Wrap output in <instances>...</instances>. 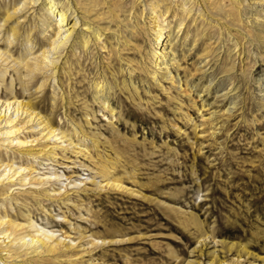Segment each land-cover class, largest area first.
I'll use <instances>...</instances> for the list:
<instances>
[{
    "label": "rangeland",
    "instance_id": "obj_1",
    "mask_svg": "<svg viewBox=\"0 0 264 264\" xmlns=\"http://www.w3.org/2000/svg\"><path fill=\"white\" fill-rule=\"evenodd\" d=\"M5 1L0 0V24L10 5ZM150 1L163 12L170 6L162 24L175 33L179 0H145L132 13L133 25L125 18L128 0L114 13L102 0L92 10L90 2L78 0L88 8L79 29L90 24L102 35L82 52L78 32L54 83L48 71L32 75L21 67L45 49L52 34L48 27L42 30L41 22L35 26L16 15L0 32V50L11 55L6 63L0 60V104L28 101L84 152L74 154L75 147L64 142L65 149L56 148L54 137L46 140L36 133L41 128L28 124L15 134L28 141L25 146L18 147L16 138L9 145L4 132L21 124L0 122V163L29 166L21 172L29 174L22 183L14 180L8 193H0V216L18 225L10 235L0 225V248L10 250L2 255H17L0 264H264V34L245 20L237 22L234 12L226 17V11L214 10L213 2L210 15L227 21L230 31L206 15L194 22L198 7L193 6L179 32L188 30L185 41L184 35L172 40V78L155 80L146 58L156 45ZM255 2L264 14V0ZM17 21L16 39L8 45L5 33ZM242 32L252 42L246 43ZM235 39L248 55H237ZM226 46L237 55L233 69L214 56ZM98 79L112 88L111 112L94 100ZM107 178L121 187L105 185ZM7 182L2 178L0 186ZM39 228L53 233L46 242L60 243L55 251L18 248L17 237Z\"/></svg>",
    "mask_w": 264,
    "mask_h": 264
},
{
    "label": "bare ground",
    "instance_id": "obj_2",
    "mask_svg": "<svg viewBox=\"0 0 264 264\" xmlns=\"http://www.w3.org/2000/svg\"><path fill=\"white\" fill-rule=\"evenodd\" d=\"M9 1L7 3H5V6H7V4L9 5V3H10V5H9V7H5L4 17L1 20V24H0V32H3V30L6 29V25L9 22V20L17 19L15 17L16 15L22 16V22H26V21L30 20L31 22H33V24H35V26L38 22H41L40 26L42 27V30H45L48 27V29L52 31V34L48 37L49 40H48L47 46L45 47V49L41 50L40 56L38 55V57L32 58L34 60L32 63H29L28 60L25 61L21 65V67L27 69L30 74H32V73L34 74L35 72H38V71L43 72V70H44V72L48 71L49 77H47V78H49L53 83L56 81L55 75L57 74V72L59 70L61 58H62V56H64L63 53L65 54L68 50L73 48L74 42H76V41H74L75 36H77L76 34H78V32L80 34V37H79L80 39H79V42H77V43H79V47L81 48L82 52H85L89 48L91 39H93V41H96V43H97V42H99L100 37L102 35L101 30H99V28L93 29L92 27H90V24L88 26H85V29L83 27V30L79 29L80 25H83V26L85 25V23L83 22V20H85L84 14L88 11V8L86 10H84V8H86V7L82 8V6H80L81 4L79 5L78 0H62L61 2H58L56 0H9ZM102 1H103V5L106 4V7H108V12L114 13L116 7H117V9L118 8L121 9L122 4L124 3L125 0H102ZM128 1L130 3V10L127 13V15L125 16V18H126L127 22L131 23V21L135 20V19L132 20V13L135 12L134 9L136 8L137 5H144L145 0H128ZM224 1L229 3L228 9H225L226 4H223ZM247 1L248 0H245V1L244 0H210V1L208 0V3H207V0H179L178 3L176 4L177 8L180 9V11L178 9L179 13H177V10L173 11L174 17H176L177 14H180L177 16L178 17L177 18L178 28H177L175 33L172 32L171 26H164L163 27V24H162V23H164L163 22L164 21V19H163L164 14L170 12V6L166 7L165 11L163 12L161 10L160 4L158 2L154 3V1H150V2L146 3L147 10L150 11V15H151L150 18H151L152 22L155 23V25H153L151 27V31H152V36L156 42L155 43L156 45H155V47L150 45V48L148 50L149 51L148 57H146L148 59V62L152 65L151 67H153V71L151 73L152 78L156 80L157 76H160V75L162 77L169 75V78H172L169 74V65L174 62V60H173L174 56H173V50H172V47L174 46V42L172 40H173V38L176 40L177 38L181 37V35H184L182 41L183 42L185 41L187 34H188V30L182 31L180 34H179V32H180V29L182 28V25L184 24V21L186 20V18L191 13L193 6L198 7L197 12L195 13L197 15L195 17H193V19H192L194 22H195L196 18H198V17L201 20H203V16L206 15V17L208 16V18H205L206 20L209 18L213 19V20H215L216 23L220 24L219 26H221V28L230 31L229 24H227V21H219V19L214 18L212 15H210V12L208 11L209 2H210V4L213 2V3H215V4H213L214 10H216L218 12L226 11L227 12V14L225 15L226 17L229 15V13L234 12L236 14L237 22H239L240 20L241 21L245 20V22L248 25H250L252 30H256L258 34H264V14L262 11V7L260 6L261 2L259 3V2H255V0H252V2L248 1L249 2L248 3ZM4 2H6V1L4 0ZM88 2H90V3H88ZM87 3L90 5L91 10L94 7H98L97 6L98 5L97 0H87ZM262 4H264V2H262ZM38 6L40 7V9H38V11H37ZM192 14H194V13L192 12ZM211 14H215V13H211ZM69 15H70V18H69ZM232 18H233V15H232ZM52 19H53V24L51 23L52 25H49V21ZM35 20H36V22H35ZM69 20H71V21H69ZM90 22H92V21H90ZM135 24H137V22ZM17 25H20L19 21H17L15 26L11 27L5 33L6 34L5 35V41L8 45H10L12 43V41H14L16 39ZM131 25H133V23H131ZM231 25H234V24H231ZM126 27H128V26H126ZM238 27H236L235 29L238 33H241V30ZM87 30L88 31L90 30V34H88V35H87V33H85V32H88ZM46 32H47V30H46ZM242 38H246V41H245L246 43L252 42L251 37L249 35H247L246 33L242 34ZM26 41L29 42L28 38ZM101 41H102V39H101ZM125 43H127L126 40H125ZM125 43H124V45H125ZM233 45H234V47H238L239 52L237 53V55L240 56L242 54V56H243V54H245V53H247V55L249 54V50H245V48L243 47V43H241V40L239 41L238 39H235ZM6 52H7L6 50L5 51L0 50V60L4 61L5 63H6V61H8L9 58H11V55L7 54ZM237 55H236V52L232 51V49L229 46H226V48L223 49L221 55L219 54V52H215V54H214L215 57L221 58L223 62L229 63L230 64L229 69H233V65L235 64V60H236ZM146 58H145V60H146ZM203 58H204V56H203ZM255 59H257L256 56H255L254 60ZM12 60H14V59L12 58L10 61H12ZM206 61L207 60H205L204 62L206 63ZM15 63H17V62H15ZM222 64H224V63H222ZM17 65H19V64L17 63ZM42 74H44V73H42ZM44 77H46V76H44ZM44 84H45L44 80H42L40 82V84L38 85L37 89L42 88L44 86ZM179 87H180V85H179ZM109 88H111V86L109 87V85L105 81V79H98L97 81H95L93 83V90H94V95H95L94 100L100 101V103L103 104L102 107L108 109V111L111 112L112 108L109 107L108 100H107ZM260 91L263 92V97H264V87H262L260 89ZM0 106H1V108H0V122H2L3 124L12 123V122H17V123L21 124L17 127H14L17 124H14V125L12 124V125H9V128L6 125V127L9 129V131L4 132V134H5L6 138L8 139L7 143L9 145L12 144V141L14 138L17 139L18 135H15V134L20 129V127L23 125L26 126V124H28V126H30L32 128L33 127L34 128H41L36 133H38L40 137H45L46 140H50L52 137H54L52 143L55 144L56 148L59 147L61 149H65L66 145H72L73 141L71 140V138L69 136H67V134L64 132V130L63 131L60 130L59 127H52L49 124V121L45 117L41 116L38 111L37 112L34 111L32 104L29 103L28 101L10 100L8 102H4L3 104L1 103ZM232 106H234V105H232ZM225 110L231 111L229 107L226 108ZM35 138H37V137H35ZM22 139L16 140L17 141L16 144L18 147L19 146L20 147L25 146L24 144H26V142H28V141H25ZM57 140H60V141L57 142ZM2 141H5V140H2ZM62 142L65 143V146H63V147L61 146ZM44 147H46V145L43 144V147H41V148H44ZM72 147H75V143L72 145ZM72 151L74 152V154L81 153L82 155H84V152L78 147H75ZM50 153L52 154V155L50 154L51 156L55 155V154L53 155V153H54L53 150H51ZM2 165H3V169H2L3 173L0 174V176H1L0 183H2V178H5L8 180V182L5 185L0 186V193L4 194V193H8L7 189H9V186L12 185L11 182H13L14 180H17L16 182H18V184H20L27 178L26 176H28L29 174H26L25 176H23L21 174V172L24 169H28L29 166H27V168H26V166L25 167L17 166L16 168H13L12 162H10V163H8V162L2 163L1 162L0 166H2ZM30 170H32V169H30ZM104 184L108 185L110 187H114V188L117 187V189L121 187L120 182H118L114 178L112 180L107 178V180L105 181ZM0 225H3V226L6 225L4 230H5V233H7L9 231V235H10L11 231L15 230V228H14L15 225H16V227H18L17 224H14L10 221L4 222L2 216H0ZM28 227L29 228L33 227L32 221H30V224H28ZM0 232H4L3 229L0 230ZM26 236H28V239H26ZM52 237H53V233H51L49 230L47 231V230H43V229L39 228L36 231V234L24 232L23 235L17 237V239H18L17 245H19L18 248L24 247L26 253H39L43 250L45 252H47V251L53 252L57 249L56 247L60 243L58 244V242L55 240H54L55 243L46 242V241L51 240ZM2 251H5V253L10 252V250H8V249L1 250V248H0V262L12 260V259H10V257L13 258V260L16 259L17 255L15 253H13V255H11V256H9L7 254L2 255ZM13 264H17V262H13Z\"/></svg>",
    "mask_w": 264,
    "mask_h": 264
}]
</instances>
